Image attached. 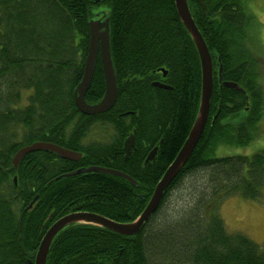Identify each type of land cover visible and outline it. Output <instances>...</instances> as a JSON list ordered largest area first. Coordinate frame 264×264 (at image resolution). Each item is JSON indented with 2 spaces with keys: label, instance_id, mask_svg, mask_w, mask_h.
Returning a JSON list of instances; mask_svg holds the SVG:
<instances>
[{
  "label": "trees",
  "instance_id": "trees-1",
  "mask_svg": "<svg viewBox=\"0 0 264 264\" xmlns=\"http://www.w3.org/2000/svg\"><path fill=\"white\" fill-rule=\"evenodd\" d=\"M188 4L214 63L210 114L200 142L139 234L122 236L77 223L57 234L47 264H154L151 248L173 264H264V245L229 233L219 208L208 217L200 214L207 196L220 199L218 207L233 197H264V149L251 156H216L221 146L246 147L264 135V90L255 72L257 18L248 0ZM96 18L109 19L118 100L109 112L88 116L77 107L74 92ZM100 62L85 98L89 104L105 95ZM220 69L223 82L244 92L224 86ZM201 97V61L175 0H0V264H34L47 231L67 214L134 222L186 142ZM107 128V136H96V129ZM132 135L127 156L125 141ZM36 142L80 151L82 158L40 151L15 167L18 150ZM155 148V161L144 162ZM90 167L121 171L137 185L103 172L64 177ZM201 170L211 176L210 191L199 197L187 227L171 226L161 238L160 213L170 192Z\"/></svg>",
  "mask_w": 264,
  "mask_h": 264
},
{
  "label": "water",
  "instance_id": "water-1",
  "mask_svg": "<svg viewBox=\"0 0 264 264\" xmlns=\"http://www.w3.org/2000/svg\"><path fill=\"white\" fill-rule=\"evenodd\" d=\"M176 7L179 13V16L189 31L200 55L201 63H202V72H203V80H202V97L201 104L199 108V112L197 118L194 122V125L191 129V132L184 143L182 149L178 153L177 157L173 161V163L166 170L158 185L155 188V191L147 204L144 211L137 218L136 221L131 223H118L106 217L91 214V213H72L68 214L62 218H60L50 229L47 231L44 236L41 245L39 247L35 262L36 264H47L48 254L50 251V247L53 243V240L57 236V234L68 227L71 223H79V222H91L98 224L106 229L111 231L134 235L139 233L144 225L152 218V216L158 210L166 190L170 187V185L174 182L177 172L181 169L182 166L190 158V155L194 152L196 146L198 145L210 113L211 106V97L213 91V65L212 58L209 53V49L205 43V40L200 33L194 19L192 18L190 8L187 0H175ZM90 47L89 53L86 60L84 76L82 82L79 84L77 91L75 93V102L79 110L88 116H94L102 113L109 112L116 104L118 98V85L114 70V65L112 62L111 56V47H110V32H109V20L102 21H91L90 22ZM99 55L101 56L104 76L106 82V90L103 99L97 104H89L86 101V95L89 92L96 66L98 63ZM222 69L220 70V72ZM221 76V75H220ZM221 78V77H220ZM156 86L166 87V85L155 83ZM224 85L228 88H232L241 92H244L242 88L239 87L238 84L234 82H225ZM134 144V137H130L125 144V149L127 155L130 154L132 146ZM51 152L62 159L79 161L82 158L80 153H76L74 151L65 149L58 145L47 143V142H36L32 145L27 146L26 148H22L18 151L17 155L14 159V165L18 166L20 161L27 156L28 154L34 152ZM155 155V151L151 153V157L148 160L153 159ZM88 172H103L107 174H112L119 177H124L129 180L132 184L137 185V183L128 175H125L118 171L103 169L99 167H90L88 169L78 170L73 173H69L64 175L65 177H71L75 175H79L81 173Z\"/></svg>",
  "mask_w": 264,
  "mask_h": 264
},
{
  "label": "rangeland",
  "instance_id": "rangeland-1",
  "mask_svg": "<svg viewBox=\"0 0 264 264\" xmlns=\"http://www.w3.org/2000/svg\"><path fill=\"white\" fill-rule=\"evenodd\" d=\"M248 6H251L249 9L257 18L256 26L253 30V32H255L254 37L256 40H254V44H256L254 54L257 58L255 72L258 75V82L264 90V0H248ZM97 20L101 21L100 19H93L92 21ZM96 131V136L98 137L107 136V132H111L110 129H96ZM260 131L261 133H264V116L260 123ZM96 139L99 140L97 137ZM263 149L264 135H259L257 139L252 141L246 147L221 146L218 148L216 156H251ZM210 178L211 176L209 172L201 170L200 172H197L196 175H191L185 178L178 188L170 192V199L163 205L162 212L160 213L161 219H164L162 230L159 235L161 238H164V236L170 231L171 226L176 227V225L182 226V224H184L183 226L187 227L185 225H189L186 223L188 222L187 219L192 216L194 209L196 210L195 205L197 206L199 197L204 191L208 190L206 187L210 183ZM207 199L208 201L205 203L203 202L204 204L201 202V205H203L204 208L200 210V214L203 217H208L212 213L218 212L215 208H219L218 214L223 218L229 233L246 234L253 241L260 245H264V197L258 201L233 197L222 202L219 207L218 203L220 202V199L217 200L218 202L216 201L218 198L213 200L211 196H207L206 200ZM149 258L154 264H173L172 260L170 262L165 259H158L152 248L149 250Z\"/></svg>",
  "mask_w": 264,
  "mask_h": 264
},
{
  "label": "bare ground",
  "instance_id": "bare-ground-1",
  "mask_svg": "<svg viewBox=\"0 0 264 264\" xmlns=\"http://www.w3.org/2000/svg\"><path fill=\"white\" fill-rule=\"evenodd\" d=\"M188 1V0H187ZM189 5V4H188ZM191 12V11H190ZM191 15H192V13H191ZM192 18H193V16H192ZM194 19V18H193ZM208 20V19H207ZM195 21V20H194ZM186 27V26H185ZM198 27V26H197ZM200 31V30H199ZM201 33V32H200ZM89 34H90V29H89ZM202 34V33H201ZM203 36V35H202ZM204 38V37H203ZM90 40H91V34H90ZM205 40V39H204ZM205 43H206V41H205ZM206 45H207V43H206ZM89 47H90V42H89ZM207 47H208V45H207ZM232 47V46H231ZM197 48V47H196ZM208 49H209V47H208ZM197 51H198V49H197ZM88 53H89V49H88ZM209 53H210V55H211V58H212V65H213V85H214V63H213V56H212V54H211V52H210V49H209ZM198 54H199V52H198ZM87 56H88V54H87ZM99 58L101 59V56L99 55ZM99 58H98V62H99ZM199 58H200V55H199ZM86 60H87V57H86ZM86 60H85V65H86ZM200 61H201V59H200ZM101 64H102V68H103V63H102V59H101V62H100ZM85 65H84V71H85ZM97 65H98V63H97ZM201 67H202V63H201ZM96 68H97V66H96ZM48 70V69H47ZM221 70V69H220ZM96 71V70H95ZM103 72H104V69H103ZM222 72V71H221ZM221 72H220V75H221ZM83 76H84V72H83ZM83 76H82V79H83ZM221 78L219 79L220 80V82H222L223 84L225 83V82H223V79H222V76H220ZM158 78V77H157ZM202 80H203V72H202ZM81 82H82V80H81ZM80 82V83H81ZM79 83V84H80ZM79 84H78V86H79ZM123 85H125V84H123ZM78 86L76 87V90H75V92H74V100H75V93H76V91H77V88H78ZM225 86V85H224ZM122 87V86H121ZM228 88V87H227ZM212 93H213V91H212ZM127 94V93H126ZM104 97V96H103ZM102 97V98H103ZM87 98V97H86ZM212 98V97H211ZM118 100V99H117ZM101 101V100H100ZM88 102V101H87ZM76 103V102H75ZM200 104H201V102H200ZM211 107V106H210ZM200 108V107H199ZM140 109V108H139ZM210 114V113H209ZM11 117V116H10ZM107 117V116H106ZM209 118V117H208ZM132 119V118H131ZM104 120V119H103ZM140 120V119H139ZM208 122V121H207ZM88 125V124H87ZM145 125V124H144ZM207 125V124H206ZM148 126V125H147ZM152 128V127H151ZM111 129V128H110ZM141 131V130H140ZM125 132V131H124ZM149 132V131H148ZM140 133V132H139ZM146 134V133H145ZM31 137V136H30ZM46 138V137H45ZM202 138V137H201ZM112 139V138H111ZM201 140V139H200ZM147 141V140H146ZM126 142V141H125ZM124 142V143H125ZM144 142V141H143ZM200 142V141H199ZM111 143V142H110ZM135 143V142H134ZM34 144V143H33ZM119 144V143H118ZM126 144V143H125ZM32 145V144H31ZM99 145V144H98ZM101 145V144H100ZM124 145V144H123ZM29 146V145H28ZM27 146H24V147H22V148H26ZM21 148V149H22ZM119 148V147H118ZM14 149V148H13ZM20 149V150H21ZM158 148H155L153 151H155L156 152V150H157ZM182 149V148H181ZM17 150V149H16ZM15 150V151H16ZM216 150V149H215ZM19 151V150H18ZM73 151V150H72ZM152 151V152H153ZM211 151V150H210ZM214 151V150H213ZM75 152H77V151H75ZM78 152H80V151H78ZM133 152V151H132ZM151 152V153H152ZM18 153V152H17ZM17 153L15 154V156L17 155ZM43 153V152H42ZM151 153H150V155L148 154V157H146L145 158V160L146 161H144V162H146V163H148L150 160H148V158H150L151 157ZM193 154V153H192ZM192 154L190 155V157L192 156ZM214 154V153H213ZM131 155V154H130ZM15 156H14V158H13V164H14V159H15ZM119 156V155H118ZM132 156H133V154H132ZM111 157V156H110ZM131 157V156H130ZM235 157V156H234ZM118 158V157H117ZM137 159H138V157H136ZM140 158V157H139ZM190 159V158H189ZM188 159V160H189ZM136 160V159H135ZM111 161V160H110ZM134 161V160H133ZM151 161H152V159H151ZM155 161V160H154ZM153 161V162H154ZM138 162H139V160H138ZM188 162V161H187ZM187 162L185 163V165L187 164ZM140 163V162H139ZM137 164V163H136ZM144 165H145V163H144ZM185 165L184 166H182L181 167V169L177 172V175H176V177L180 174V172L182 171V169L185 167ZM233 165V164H232ZM15 166V165H14ZM15 167H18V166H15ZM134 167V166H133ZM139 167V166H138ZM136 168V167H135ZM85 169H88V168H85ZM108 170H113V171H118V170H114V169H108ZM140 170V169H139ZM76 171V170H75ZM127 171V170H126ZM137 171V170H136ZM233 171V170H232ZM118 172H121V171H118ZM166 172V171H165ZM73 173V172H72ZM121 173H123V172H121ZM143 173V172H142ZM148 173V172H147ZM123 174H125V173H123ZM138 174V173H137ZM144 174V173H143ZM112 175V174H111ZM126 175V174H125ZM76 176V175H75ZM115 176V175H114ZM65 177V176H64ZM72 177V176H71ZM113 177V176H112ZM122 178H124V177H122ZM125 179V178H124ZM178 179V178H177ZM17 179L15 178V181H16ZM6 183V182H5ZM139 192V191H138ZM169 192V191H168ZM167 192V193H168ZM153 195V194H152ZM263 196V195H262ZM152 197V196H151ZM164 199V198H163ZM79 202V201H78ZM162 202H163V200H162ZM162 202H161V204H162ZM149 203V202H148ZM161 204H160V206H161ZM160 206H159V208H160ZM32 207V205H30L29 206V208H31ZM138 207V206H137ZM129 208V207H128ZM135 208V207H134ZM158 208V209H159ZM158 211V210H157ZM156 211V212H157ZM64 212V211H63ZM44 214V213H43ZM141 214V213H140ZM202 217V216H201ZM149 222V221H148ZM147 222V223H148ZM82 223H91V222H86V221H83ZM7 224V223H6ZM74 224H76V223H74ZM73 223H71L69 226H71V225H74ZM8 226V225H7ZM13 227V226H12ZM10 229V228H9ZM109 230V229H108ZM17 231V230H16ZM111 231V230H110ZM114 232V231H113ZM140 232V231H139ZM7 233V232H6ZM117 233V232H116ZM118 234H120V233H118ZM137 234H139V233H137ZM137 234H134V235H125V234H120V235H122V236H136ZM14 235V234H13ZM4 238V237H3ZM16 238V237H15ZM6 239V238H5ZM2 241V240H1ZM7 241V240H6ZM51 248V247H50ZM125 248V247H124ZM71 253V252H70ZM72 255V254H71ZM78 255V254H77ZM74 256L75 255H73V258H74ZM2 264V263H1ZM34 264H36V262L34 261Z\"/></svg>",
  "mask_w": 264,
  "mask_h": 264
},
{
  "label": "flooded vegetation",
  "instance_id": "flooded-vegetation-1",
  "mask_svg": "<svg viewBox=\"0 0 264 264\" xmlns=\"http://www.w3.org/2000/svg\"><path fill=\"white\" fill-rule=\"evenodd\" d=\"M96 19H100V18H96ZM101 20V19H100ZM102 22H104L103 20H101ZM101 60V59H100ZM133 137H134V135H132ZM132 136H130V137H132ZM129 137V138H130ZM135 139V138H134ZM133 147V146H132ZM132 150V149H131ZM158 150V149H157ZM157 150H156V152H155V155H154V157H153V159H152V161L155 159V156H156V153H157ZM125 151H126V149H125ZM76 153H78V152H76ZM131 153V152H130ZM81 154V153H80ZM82 155V154H81ZM126 155H127V153H126ZM128 156V155H127ZM151 161V160H150ZM126 179V178H125ZM92 214V213H91ZM98 215V214H97ZM155 215V214H154ZM153 215V216H154ZM101 216V215H100ZM153 216H152V218H153ZM151 220V219H150ZM77 224V223H76ZM86 224H93V225H98V224H95V223H86ZM98 226H100V225H98ZM102 227V226H101Z\"/></svg>",
  "mask_w": 264,
  "mask_h": 264
}]
</instances>
